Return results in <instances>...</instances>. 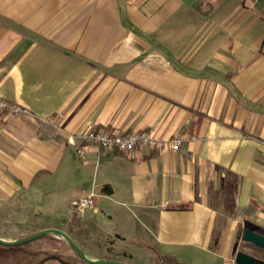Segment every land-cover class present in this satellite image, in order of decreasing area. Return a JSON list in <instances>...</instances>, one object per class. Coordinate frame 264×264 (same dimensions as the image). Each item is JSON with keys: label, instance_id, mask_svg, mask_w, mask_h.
Listing matches in <instances>:
<instances>
[{"label": "crops", "instance_id": "crops-1", "mask_svg": "<svg viewBox=\"0 0 264 264\" xmlns=\"http://www.w3.org/2000/svg\"><path fill=\"white\" fill-rule=\"evenodd\" d=\"M0 96L28 111L0 114V203L32 186L53 217L1 238L58 228L94 259L228 264L245 228L264 234V0H0ZM89 129L182 142L77 141L82 159L67 136Z\"/></svg>", "mask_w": 264, "mask_h": 264}, {"label": "rangeland", "instance_id": "rangeland-1", "mask_svg": "<svg viewBox=\"0 0 264 264\" xmlns=\"http://www.w3.org/2000/svg\"><path fill=\"white\" fill-rule=\"evenodd\" d=\"M20 192H25L24 199H17L16 195L13 198H10L8 201L0 203V235L5 236L7 238L21 236L24 233L30 232L34 228H37L38 226H40V224H43V222L53 223L50 222V220L53 218L51 217V212L47 209L40 208L42 207L41 203H38L36 200L33 199L32 186ZM20 192L19 194H16L21 196ZM66 192L61 194L65 196ZM54 202L56 204V209L52 214L57 216L64 215L67 209L66 201L56 200ZM20 209L26 211L23 212V210ZM70 213H72L71 209ZM253 227L257 228V226ZM47 235L50 236H42L29 242L28 245L25 247V251L27 252V254H23L24 252L22 251V254H20V256H17L15 254L9 255V253L7 252L5 254L1 253L0 264H23L24 262L26 264L29 260L30 263H35L40 259L52 254L63 257L65 259L63 264H86L80 257H78V255L71 249V247L63 238L52 234ZM110 240L111 238L106 239L105 237L103 238L101 235H98L94 237L92 241H90L91 248L86 250L92 252H99L100 250L98 249V246H106L110 243ZM238 249L243 250L252 255L258 254L261 258L264 259L263 249L249 244L243 239H240ZM118 250L115 249L114 251H112V248L110 247L109 254L116 257L123 256L124 254L119 253L120 251L118 252ZM121 252L123 251L121 250ZM29 253L33 254L31 258L29 257ZM228 264H235L234 259L232 258V261H230Z\"/></svg>", "mask_w": 264, "mask_h": 264}, {"label": "built area", "instance_id": "built-area-1", "mask_svg": "<svg viewBox=\"0 0 264 264\" xmlns=\"http://www.w3.org/2000/svg\"><path fill=\"white\" fill-rule=\"evenodd\" d=\"M27 112L28 111L19 104L7 101L0 96V114L15 115ZM44 121L46 123H51L52 118H46ZM67 138L70 143L76 146L82 159L85 158V150L77 141H84L107 150H118L122 152H130L137 147H146L156 150H161L163 148L175 150L182 142L180 137L166 139L157 137L149 131L116 132L102 129H89L82 134L70 133ZM93 206V192L87 195H80L72 199L70 203L71 212L75 215H83Z\"/></svg>", "mask_w": 264, "mask_h": 264}, {"label": "water", "instance_id": "water-1", "mask_svg": "<svg viewBox=\"0 0 264 264\" xmlns=\"http://www.w3.org/2000/svg\"><path fill=\"white\" fill-rule=\"evenodd\" d=\"M52 234L63 238L71 249L80 257L84 262L88 264H133L131 262L119 261V260H109V259H94L88 257L80 247L73 241V239L63 230L58 228H45L36 231L25 237L18 239L7 240L0 237V244L3 245H20L31 242L43 235ZM241 238L256 247L264 250V234L257 231L245 228L241 235ZM232 255L234 257L235 264H264V259H260L252 254H249L243 250H238V243H235L232 248Z\"/></svg>", "mask_w": 264, "mask_h": 264}, {"label": "trees", "instance_id": "trees-1", "mask_svg": "<svg viewBox=\"0 0 264 264\" xmlns=\"http://www.w3.org/2000/svg\"><path fill=\"white\" fill-rule=\"evenodd\" d=\"M43 236L49 237L50 235L46 234V235H43ZM28 243L20 244V245H3V244H0V254L1 253L5 254L6 252L9 253V255H14L15 254L17 256H20V254H22V252H24L23 254H27V252L25 251V247L28 245ZM32 255H33L32 253H29V257L30 258H31ZM52 258L53 259H57L60 262V264H63V262L65 261V259L63 257H60L58 255H53L52 254V255H49V256H46V257L40 259L39 261H37L35 263H30V260H29L26 264H43L45 261H47L49 259H52ZM23 264H25V262Z\"/></svg>", "mask_w": 264, "mask_h": 264}, {"label": "flooded vegetation", "instance_id": "flooded-vegetation-1", "mask_svg": "<svg viewBox=\"0 0 264 264\" xmlns=\"http://www.w3.org/2000/svg\"><path fill=\"white\" fill-rule=\"evenodd\" d=\"M239 250V249H238ZM256 257H258V258H260V259H263V258H261L259 255H255Z\"/></svg>", "mask_w": 264, "mask_h": 264}]
</instances>
